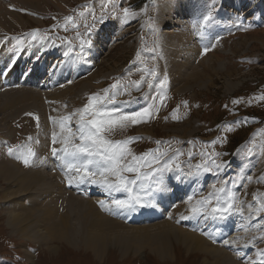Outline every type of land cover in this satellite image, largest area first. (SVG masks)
Segmentation results:
<instances>
[{"label":"rangeland","instance_id":"rangeland-1","mask_svg":"<svg viewBox=\"0 0 264 264\" xmlns=\"http://www.w3.org/2000/svg\"><path fill=\"white\" fill-rule=\"evenodd\" d=\"M2 2L3 6L10 5L8 10L14 16L7 25L0 21V69H6L5 79L16 69L17 75L24 77L20 81L12 74L11 79L0 82V264H231V259L232 264H264V256L260 255L264 252V0ZM126 8L131 13L127 20L123 11ZM206 16L211 17L207 23ZM93 24L89 35V26ZM185 33L191 44L181 40L180 34ZM33 34L39 36L35 35L33 40ZM85 39H91L92 44L82 48ZM189 62L190 68H186ZM178 64L184 65L180 70L185 73L183 78L172 72L179 68ZM193 70L206 75L192 80ZM114 84L116 88H112ZM70 87L76 94L72 101L70 94L59 93ZM95 94L109 110L133 113L147 108L151 113L142 122L106 133V138H131L126 147L136 156H178L173 168L178 163L180 171L163 173L162 183L146 182L145 190L139 193L152 205L144 212L149 208L160 216L153 223L131 225L130 222L137 221H120L126 211L115 209L111 201L126 199L127 196L117 194L123 191L109 193L99 184L87 182L83 185L89 184L90 190H80L81 196H77L74 191L65 190L70 184L62 183L61 189L60 183H56V165L48 159L51 148L61 150L58 156H62L64 137L69 132L78 137L80 114ZM53 134L57 137L55 144ZM233 137L240 140L230 149ZM75 142L79 143V139ZM29 147L36 155L27 169L17 157ZM204 166L210 170L205 172ZM141 171L150 169L145 167ZM5 174L13 180L4 179ZM36 174L42 178L38 179ZM106 178L112 182L115 177ZM173 183L181 184L176 190L180 192L177 203L169 195L168 186ZM155 184L161 194L145 196ZM20 188L27 189L21 200L16 190ZM220 188L225 191L218 192ZM171 189L173 193L174 187ZM90 193L95 195L89 197ZM210 193H216L221 200L231 193L237 206L233 213L239 222L230 236L227 233L217 243L211 238L212 232H222L221 224L209 222L207 214L201 217L200 223L206 224L202 229H191L185 224L202 216H194L191 209L200 207L197 202L206 200ZM22 199L24 211H32L31 221L22 222V226L9 224L10 214L12 219H24L23 212L17 209ZM75 200L77 204L90 201V210L105 221L153 226L151 231L161 224L164 229L184 228L201 237L205 248L216 246L226 255L211 249L188 248L172 235L166 236L168 248L163 257L154 253L149 242L123 252L107 244L101 256H94L79 238L76 247L58 239L44 242L40 238L46 232L41 221L44 211L56 212L55 217H49L53 225L60 222V217L70 216L78 226L77 236L84 230L80 235H86L91 217L87 218L85 208H80ZM215 204L214 196L211 204L204 207L210 211ZM75 206L77 212H68ZM142 208L132 212L144 213Z\"/></svg>","mask_w":264,"mask_h":264},{"label":"snow or ice","instance_id":"snow-or-ice-1","mask_svg":"<svg viewBox=\"0 0 264 264\" xmlns=\"http://www.w3.org/2000/svg\"><path fill=\"white\" fill-rule=\"evenodd\" d=\"M124 18L127 20L131 15L129 9H124ZM71 20V17L66 18ZM211 19L210 16L204 17V22L207 23ZM95 25L89 26V35L91 29ZM38 31V30H37ZM33 40L36 36L33 34ZM91 39H85L81 43V47L84 45L91 46ZM207 49H205V52ZM114 84L112 88H116ZM107 92V90H105ZM107 99V96L105 97ZM91 115V119L87 117ZM149 109L145 108L142 112L122 113L119 109H107L103 106V101L98 99V94L89 97V103L85 105L81 114L80 120L77 124L79 135L78 137L69 132L63 139L64 147L62 149V156L58 158L64 161L67 170H72L77 173L75 179L79 183H93L99 184L104 188L106 192H126L128 196L126 199H114L111 201V205L120 211H132L137 207H150L148 202L144 201L143 197L139 194L140 191L145 190V183L148 181H155L162 183L160 177L165 172L180 171V165L173 164L177 160L178 156H172L167 159V153H160L158 156H153L149 159V153L142 154L140 156L133 155L126 145L130 143V140L124 141H112L106 138V133L114 131L116 128L124 129L128 124H136L142 122L145 117L150 116ZM65 120L70 119L65 117ZM61 130H64L63 122H61ZM76 139H79V143H76ZM57 137L55 134L52 136L53 144L56 143ZM159 143V142H157ZM215 143V142H213ZM53 157L58 156V150L56 147L51 148ZM9 154H12V149H9ZM36 153L29 147L22 155L17 158L27 167L29 166ZM218 155V154H217ZM131 157V160H128ZM155 165V167H153ZM149 168L150 171L142 172L141 169ZM220 165H217L219 168ZM200 166H197L199 171ZM205 172L209 171L208 166H204ZM125 173L133 174L131 176L125 175ZM191 175V173H189ZM108 175L114 176L115 181L110 182L106 177ZM96 176L103 177L102 180L95 179ZM72 179H69L71 184ZM224 188H220L218 192L223 193ZM216 197L215 206L211 207L210 211L204 207L211 204L212 198ZM192 198L189 197V200ZM200 207H193L191 213L195 215L207 214L213 220H226L229 215L237 210L235 204V197L229 193L226 199L221 200L216 193H210L206 200L197 202ZM101 207H104V203L101 202ZM187 218V217H182ZM225 243H228L225 241ZM264 256V252L260 253Z\"/></svg>","mask_w":264,"mask_h":264},{"label":"bare ground","instance_id":"bare-ground-1","mask_svg":"<svg viewBox=\"0 0 264 264\" xmlns=\"http://www.w3.org/2000/svg\"><path fill=\"white\" fill-rule=\"evenodd\" d=\"M1 1L0 0V21L2 20L3 22H5V24L7 25L8 23H10L12 20L11 18L14 16V13H12L10 10H8V8L10 7V5H8L7 7L6 6H3V2L1 4ZM6 1V0H5ZM13 1V0H11ZM29 1H32V2H36L37 0H29ZM40 0H38L39 2ZM42 1V0H41ZM9 2V1H8ZM7 3V2H6ZM1 22V23H3ZM4 24V23H3ZM5 26V25H4ZM9 27V26H8ZM39 34V33H38ZM181 36V40H184V41H187V43H190V36L185 33V34H180ZM191 44V43H190ZM195 46V45H194ZM213 46V45H212ZM29 48V47H28ZM199 50V49H198ZM170 54V53H169ZM197 54H199V52H197ZM17 55V54H16ZM49 56V55H48ZM5 58V57H4ZM170 58V57H169ZM196 58V56H195ZM194 58V60H195ZM199 61V60H198ZM197 63V62H196ZM177 65V64H176ZM192 65V64H191ZM179 68L175 67L173 69V74L178 78L182 75V78L185 77V73H180V70H181V67L184 68V65L183 64H178ZM10 67V65H9ZM8 67V68H9ZM209 65L205 66L204 68H208ZM64 68V67H63ZM182 68V69H183ZM186 68H190V62L189 64L187 65ZM187 70V69H186ZM14 72V71H13ZM194 72V70H193ZM192 72V73H193ZM10 73V72H9ZM168 73V72H167ZM192 73H189V74H192ZM12 74V73H11ZM10 74V75H11ZM187 75L186 78H188L190 75ZM204 75H206L205 73H202ZM201 72L200 71H195L194 74L192 75V80L193 79H196L197 77H200L201 75ZM9 76V75H8ZM60 77V75H59ZM67 77V76H66ZM7 78V77H6ZM184 78V79H186ZM15 79V78H14ZM73 79V78H72ZM57 80H59V78H57ZM56 78H55V81H57ZM30 81V80H29ZM33 81V80H32ZM32 83V82H30ZM174 83V82H173ZM33 84V83H32ZM59 84V83H58ZM91 85H93L91 82H90ZM49 85V84H48ZM93 86H96V85H93ZM75 87V86H74ZM73 87V88H74ZM84 88V87H83ZM71 89V90H70ZM67 88V89H63V90H60L59 93H68L70 94L71 98H70V101L73 100V97L76 96V94L73 92L72 88L70 87ZM75 89V88H74ZM82 89V88H81ZM80 90V89H79ZM32 96V95H31ZM63 96V95H61ZM62 100V99H61ZM30 102V101H29ZM73 103V102H72ZM68 115V114H67ZM49 163H52L54 162L55 165H56V172L58 173V180L59 182H56V183H60L58 186L59 188L62 189V187H64V185L62 183H66V184H69V179L71 178L72 179V182H71V187L72 189H78L79 191H83V192H86L87 190H90L89 187L83 185V183H79L77 179H75V177L77 176V173L75 171H72V170H67L66 168V165L64 164V161L62 159L59 158V161H55L53 160L52 157H49ZM45 161V160H44ZM47 161V160H46ZM41 165V164H40ZM11 166V165H10ZM8 166V168L11 169V167ZM16 169H18V167H15ZM14 169V168H13ZM47 169H51V168H47ZM32 170V169H31ZM33 171V170H32ZM40 173L39 170H36ZM44 171V170H43ZM19 172V171H17ZM55 175V174H54ZM54 175H52L54 177ZM43 176V175H42ZM24 177V176H23ZM36 177H38V175L36 174ZM44 177V176H43ZM42 177L39 176L38 179H41ZM55 178V177H54ZM4 179L6 180H9V179H12L10 178L9 176H6V174L4 175ZM21 179V178H20ZM18 179V180H20ZM57 178H55L56 180ZM13 180V179H12ZM34 180V179H33ZM41 181V180H40ZM28 182V181H27ZM19 183V182H18ZM17 183V184H18ZM40 183V182H39ZM84 183H87V182H84ZM50 184V183H49ZM76 184H80V186H77ZM53 185V183H52ZM57 186V185H56ZM68 187V186H67ZM50 188V187H49ZM58 189V187H56ZM18 192H17V195L19 193V198H21V194L22 192H25L27 191L26 188H24V191L20 189H16ZM49 190V189H48ZM51 190V189H50ZM59 190V189H58ZM93 191V190H92ZM59 192V191H58ZM61 192V191H60ZM91 192V191H90ZM62 194H64L62 192ZM57 196V195H56ZM59 196V195H58ZM55 196H53L54 198ZM74 199H78L76 197H73ZM72 198V199H73ZM32 199V198H31ZM21 200V199H19ZM34 201V198L32 199ZM77 200H75V203L77 204L76 202ZM80 202V201H79ZM90 201L86 200L85 203H86V206L83 205L85 203H78L79 204V207L80 206H83V208H85V214H87V218L91 217V221H90V225L88 228H86V235H84L83 237H81V233H83L85 230L84 228H82L84 231H79L80 234L77 236L78 232H77V227L76 224L74 223V221H72V219L70 218V216H66V217H60V222L58 221V223H56L55 225H53V222L50 221L49 217H55L54 215L56 214L53 213L51 211H44V217L42 218V222L44 223V228L46 229V232L44 234H41V237L40 238H43V241L44 242H48V241H52V239H58L60 241H64V242H67L69 245H71L72 247H76V246H79V245H76L78 244V238L81 240V242L83 244H85L86 246H89L88 248L92 250V252L94 253V256H101L104 252V249L105 247L107 246V244L109 245H115L117 246L118 248H120L123 252V250H128V249H131V248H134V247H141V245L143 244H146V242H149V245L155 249L154 253H156L158 256H162L163 252H165L168 248V245H167V235H172V237L175 238L176 242H180L182 241L184 244H186V247L188 248H193V249H199V250H204V249H211L213 251H218V252H221L223 254L226 255L225 252H223V250H221L220 248L214 246L213 248H205L204 247V240L199 237V236H196L195 233L194 234H191V233H187V231L184 229V228H171V229H164L165 226H161L159 225L158 228H155L154 231H151L149 229H151V227L153 226H126L124 225L122 222L126 219V221H137V222H140V220L144 219V215L147 214V212H144V213H137L136 215L132 212V211H126L123 215V217L121 219L123 220H120V221H117V220H110V221H105V219L103 220L101 218V215L98 214L97 212L93 211V209L88 207V205L90 204L89 203ZM170 202V201H169ZM20 205L17 207L18 211H21L23 212L24 214V219H21L19 217H16L14 219L13 216H11L12 214H10L9 216V219H11V221H9V224H19V226H22V222H26V220H29L31 221V218H32V211H24L25 210V204L23 202V199H22V202H19ZM55 203H56V198H55ZM72 203V202H71ZM50 204V203H49ZM75 204V205H76ZM77 204V205H78ZM73 205V204H72ZM60 206V204H59ZM64 206V205H63ZM74 206V205H73ZM85 206V207H84ZM39 207V206H38ZM58 207V206H57ZM62 207V206H60ZM81 208V207H80ZM58 209V208H57ZM76 206L74 209H68V212H77L76 210ZM67 210V208H66ZM81 210V209H80ZM84 209H82L83 211ZM14 213L16 211V209H13ZM12 211V213H13ZM8 212V211H7ZM51 212V213H50ZM60 212V211H59ZM58 212V213H59ZM73 212V213H74ZM6 213V212H5ZM11 213V212H10ZM72 213V214H73ZM129 213H132V216L131 214ZM8 214V213H7ZM52 214V215H51ZM62 214V213H61ZM79 214V213H78ZM60 215V213H59ZM63 215V214H62ZM80 216V215H79ZM137 216H140L142 219H139ZM40 218V217H38ZM82 218H85L82 217ZM54 219V218H53ZM119 219V217H118ZM74 220V219H73ZM37 221V220H36ZM52 223H50V222ZM80 221H82V219H80ZM12 222V223H10ZM35 222V220H34ZM33 222V223H34ZM48 222V223H47ZM76 222V221H75ZM167 223V222H166ZM165 223V224H166ZM89 224V223H88ZM43 225V224H42ZM76 226V227H75ZM87 226V225H86ZM85 226V227H86ZM162 228H161V227ZM150 227V228H149ZM170 227V225H169ZM175 227V226H173ZM41 228V227H40ZM167 228V227H166ZM81 230V228H80ZM70 231V232H69ZM37 235V234H36ZM35 235V236H36ZM228 235V234H227ZM230 236V235H228ZM38 237V236H37ZM226 237V236H225ZM39 238V240H40ZM229 238V237H228ZM233 238V237H232ZM173 240V238H172ZM224 241V239H223ZM228 241V240H227ZM181 243V242H180ZM227 244V243H226ZM182 245V243H181ZM235 246H237L235 244ZM234 248V247H233ZM185 249V248H184ZM244 249V247H243ZM245 250V249H244ZM251 250V249H250ZM205 251V250H204ZM246 251V250H245ZM248 251V250H247ZM216 253V252H215ZM237 253V252H236ZM163 257V256H162ZM227 257V256H226ZM225 257V258H226ZM228 258V257H227ZM238 259H241V258H237ZM225 260V259H224ZM229 261V260H228ZM231 261V264L233 263L232 262V259L230 260ZM227 262V261H226ZM214 263V262H213ZM228 263V262H227Z\"/></svg>","mask_w":264,"mask_h":264},{"label":"trees","instance_id":"trees-1","mask_svg":"<svg viewBox=\"0 0 264 264\" xmlns=\"http://www.w3.org/2000/svg\"><path fill=\"white\" fill-rule=\"evenodd\" d=\"M139 2H140V0H139ZM240 140V138H238V137H233L232 138V140L230 141L231 143H230V147H232V146H235V144L238 142ZM236 142V143H235ZM235 143V144H234Z\"/></svg>","mask_w":264,"mask_h":264}]
</instances>
